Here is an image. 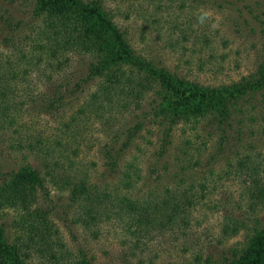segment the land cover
<instances>
[{
  "label": "rangeland",
  "instance_id": "374dc122",
  "mask_svg": "<svg viewBox=\"0 0 264 264\" xmlns=\"http://www.w3.org/2000/svg\"><path fill=\"white\" fill-rule=\"evenodd\" d=\"M91 1L56 2L53 7L81 12ZM22 2L21 16L28 22L34 1ZM107 6L113 22L126 31L138 54L184 81L204 86L227 85L254 72L263 60L264 0H164L159 4L107 0ZM87 25L89 32L97 36L93 53H70L64 60L62 74L46 71L44 76L33 73L28 78L63 77L75 85L76 91L69 94L58 114L42 117L29 109L27 93L35 96L44 92H16L11 128L16 131L9 135L12 140L20 133L25 139L21 146L14 147L11 140L7 143L0 138V190L27 165L40 173L28 210L0 203V226L5 228V238L11 242L22 236L26 240L25 225L35 219L42 222V229L47 228L49 251L59 255L63 264L83 257L93 264L222 260L228 248H239L244 240L243 231L227 235L222 225L237 219L250 223L257 216L264 218V210L256 207L247 194L243 175L229 173L238 161L264 172V86L225 106L208 107L211 105L207 102L191 101L188 107L178 108V99L151 78L149 89L140 93L138 106L134 107L132 101L131 109L122 111L113 103L107 104L99 115H92V109L87 107L78 119L76 136L68 138L57 118L71 116L90 95H101V89L110 86L117 70H130L129 65L112 61L100 75L90 76L89 64L103 62L114 48L107 30L90 20ZM34 29L32 32L29 28L27 34L34 35ZM5 53L8 54L0 48V57ZM112 87L116 90V85ZM223 109V116H228L217 123L213 114ZM199 110L203 113L194 116ZM135 122L140 123V132L123 151L119 167L121 173L126 165H131L129 172L138 175L129 197L146 207L153 221V207L161 205L163 199L171 201L174 198L170 196L177 198L182 191L196 199L165 225H160L161 218L156 216L152 226L139 227L131 215L119 217L115 208L109 211L107 206L99 210L95 224H86L79 217L80 206L69 201V188L49 181L41 166L42 156L36 147L28 151L27 139H42L50 147L49 157L58 160V156L61 160L64 173H85L97 184L110 182L112 191L117 192L116 179L102 175L100 144L121 143L125 134L114 132L128 130ZM56 138L65 141L59 149L51 148ZM77 146L78 157L68 154ZM61 148L64 151L58 155ZM122 194L123 191L119 193ZM45 256L32 252L30 264L49 263ZM12 257L11 253L5 254L4 264H11Z\"/></svg>",
  "mask_w": 264,
  "mask_h": 264
},
{
  "label": "trees",
  "instance_id": "16d2710c",
  "mask_svg": "<svg viewBox=\"0 0 264 264\" xmlns=\"http://www.w3.org/2000/svg\"><path fill=\"white\" fill-rule=\"evenodd\" d=\"M30 1H34V4L31 5L32 18L25 22L21 16V8L24 5L22 0H0V48L8 52L4 57H0V138L5 139L7 143L11 140L10 132L12 134L16 131H11L14 126L12 109H16L17 106L14 99L17 97L16 92H44L36 93L35 96L32 93H27L30 95L28 104L29 109L35 115L49 117L52 112L58 114L63 103L70 98L69 94L76 91L75 85L70 84L63 77L53 78L50 76L48 80L40 77L44 76L46 71L51 75L53 72L57 75L62 74L64 60L70 53H93L97 36L94 35V37L89 32L87 25L89 20L90 23L97 24L101 29L109 32L114 48L112 51L114 53H109L103 62L89 64L90 76L100 75L104 67L112 61L127 64L130 70H117L112 76L113 81L109 83L110 86L101 89V95L95 93L90 95L86 103L82 102L78 105L77 111L71 116L57 118L68 138L76 136L75 127L78 126V119L80 115L86 113L87 107L92 109V115H99L102 111L101 107L107 104L113 103L114 107L122 108V111L131 109L132 101L134 107L138 106L140 104L138 101L142 99L140 93L149 89L151 78L161 88L169 91L178 99L176 103L178 108L188 107L191 101L202 104L207 102L211 105L208 107L225 106L228 101L236 100L244 94L264 86V57L254 72L227 85L204 86L187 82L174 77L169 70L134 50L127 38L126 31L118 28L113 22L107 9V0H92L90 6H86L81 12L63 7H53L56 2L75 4L78 0ZM140 1L145 2L146 0ZM147 1L159 4L164 0ZM196 1L190 0V3ZM33 27L35 33L32 34V37L26 31L32 28L33 32ZM133 71L135 72L132 73ZM33 73H39L40 77L28 79ZM115 85L116 90H112V86ZM134 100L137 102L136 104ZM19 106H21L20 103ZM202 106L200 105V107ZM200 113L203 112H194L193 115H200ZM189 114H192L191 111ZM225 114L226 109H223L219 113L215 112L213 117L219 123L228 116H223ZM139 132L140 123L135 122L128 130L114 132L119 136L125 134L121 143L114 141L115 144H100L99 153L104 167L102 175L116 179L114 186L117 187L118 194L116 191H112L113 187L110 182L103 181L104 185L97 184L91 176L76 170L64 173L61 160L58 156V160L49 157L50 147L44 145L42 139L34 138V141H29L31 137L26 139L28 151H32L36 147V152L42 156L44 164L42 162L41 166L45 168L44 173L49 181L58 187L69 188V201L80 206L79 217L86 224H95L100 217L99 210L107 206L109 211L112 210V207L115 208L119 217L131 215L139 227L152 226L156 216L161 218L160 225H165V223H171L196 197L188 196L186 191H182L177 198L170 196L169 198H174L171 201L163 199L161 205L153 207L156 213L154 221L146 207L135 203L136 201L129 197V192L137 182L138 175L129 172L131 165H126L120 173V158ZM24 139L19 133L18 136L13 137L11 145L19 147ZM63 142L65 141L56 138L55 146H51V148L59 149L63 146L61 145ZM63 151L64 149L61 148L58 155ZM68 154L78 157V146L73 147ZM74 166L76 167V165ZM232 172L238 176L243 175L249 198L253 200L256 207H261L264 210V172L259 171L257 166L250 167L248 162L242 163L241 161L232 166L229 173ZM39 173L40 171L32 165L24 167L12 182L2 187L0 203L15 209L28 210L33 191L36 185L38 186L36 179ZM122 191L124 194L120 196L119 193ZM40 223L42 224L41 221L36 222L35 219L27 222L25 225L26 240L21 236L11 242L5 238V228L0 226V260L3 264L4 256L7 253H11L13 256L11 264H30L32 252L41 255V257L48 254L45 258L49 260V263L41 264H63L59 255L49 251L51 250V242L48 241L49 234L46 227L43 226L44 229L40 227ZM222 230L227 235H237L243 231L244 240L241 246L228 248L222 254L225 256L220 261L213 262L206 259L203 262L186 264H264V218L257 216L250 223L237 219L224 223ZM64 264L93 263L83 257L74 260L73 263H69L68 259Z\"/></svg>",
  "mask_w": 264,
  "mask_h": 264
}]
</instances>
